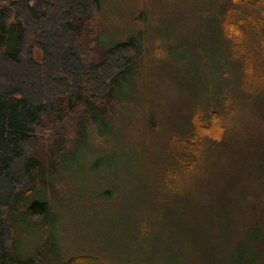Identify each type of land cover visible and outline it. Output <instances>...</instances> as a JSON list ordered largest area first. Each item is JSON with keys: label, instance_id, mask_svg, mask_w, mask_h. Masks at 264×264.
<instances>
[{"label": "rangeland", "instance_id": "1", "mask_svg": "<svg viewBox=\"0 0 264 264\" xmlns=\"http://www.w3.org/2000/svg\"><path fill=\"white\" fill-rule=\"evenodd\" d=\"M203 1H101L91 33L105 47L132 37L138 54L107 125L86 121L79 146L69 142L83 119L57 133L68 152L44 197L51 219H29L21 254L38 263L50 251L101 264H230L244 246V264H264V89L238 85L242 63L214 34ZM222 99L231 129L178 175L185 184H170L176 141Z\"/></svg>", "mask_w": 264, "mask_h": 264}, {"label": "trees", "instance_id": "2", "mask_svg": "<svg viewBox=\"0 0 264 264\" xmlns=\"http://www.w3.org/2000/svg\"><path fill=\"white\" fill-rule=\"evenodd\" d=\"M101 1L0 0V264H101L85 256L50 258V251L41 252L38 263L21 254V231L29 219H51L44 197L53 194L54 174L66 165L68 152L65 136L57 133L66 121L83 119L69 142L79 146L86 121L107 125L116 97L122 98L132 56L138 54L139 43L132 37L105 47L91 33ZM202 4L214 10L210 23L231 49V61L242 63L238 85L247 92L264 89V0ZM232 66L235 73L237 66ZM228 103L222 99L219 107L191 118L189 132L176 141L170 184H185L187 179L178 175L199 165L206 147L231 129L224 118L231 113ZM43 145L50 150L43 153ZM244 249L230 256V264H244Z\"/></svg>", "mask_w": 264, "mask_h": 264}]
</instances>
